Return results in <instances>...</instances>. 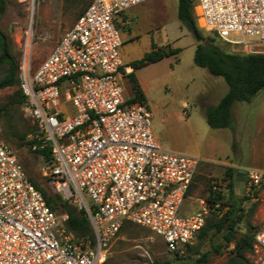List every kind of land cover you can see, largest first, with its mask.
Instances as JSON below:
<instances>
[{"label":"built area","instance_id":"obj_1","mask_svg":"<svg viewBox=\"0 0 264 264\" xmlns=\"http://www.w3.org/2000/svg\"><path fill=\"white\" fill-rule=\"evenodd\" d=\"M143 1L91 0L35 67L24 38L17 79L34 126L25 138L36 140L32 150L50 148L40 171L55 194L84 209L93 239L73 237L67 214L51 208L0 136V264H104L125 221L182 254L203 227L205 197L195 212L180 211L200 159L162 148L148 104L124 91L132 66L119 55L116 18ZM193 12L231 51L264 53V0H194ZM243 172L247 194L264 189V169ZM253 248L251 264H264V231Z\"/></svg>","mask_w":264,"mask_h":264},{"label":"rangeland","instance_id":"obj_2","mask_svg":"<svg viewBox=\"0 0 264 264\" xmlns=\"http://www.w3.org/2000/svg\"><path fill=\"white\" fill-rule=\"evenodd\" d=\"M3 2L0 29L9 38L12 52L18 59L22 51L21 44L24 38L29 36L32 67L42 61L77 17L76 10L64 8L63 0H3ZM145 3V7L150 10V17L160 25L151 32L155 33L159 28L161 32L157 34L161 35L162 40L174 41L180 48L177 53L164 57L153 66L143 68L138 74L145 102L151 111L152 134L162 148L200 159L189 189L191 198H186L182 202L181 213L189 214L196 211L199 207L197 198H204L207 195L212 181L216 182L225 198L230 180L234 195L241 199L242 206L241 219L234 229L235 235L244 231H264V189L247 200L244 188L245 174L241 168L248 165L244 158L251 150L248 161H257L256 163L264 169V131L253 135L255 123L264 121V88L247 101L234 102L231 108L230 127H210L205 121L203 107L217 97L219 100L227 87L224 79L212 75L205 67L194 63L193 55L197 40L192 32L180 28L177 0H146ZM116 24L121 29L117 20ZM196 24L204 37H213L223 50H231V47L215 36L214 32L200 28L197 20ZM142 47L143 44L140 42L126 43L123 48L126 52L125 59L140 53ZM121 49L122 44L119 47L120 56ZM4 72L5 66H0V78ZM215 78L222 80L223 85L220 87L218 84L214 85L212 88L215 89L210 91L208 96H203V90L207 86L210 88L209 83ZM123 85L125 93L131 94L128 77ZM15 94V85L0 89V105L6 109L0 117V136L13 147L25 174L45 192L44 197H52L55 192L40 171L41 158L24 143L25 137L31 131L32 122L26 116L22 104L14 101ZM239 118L245 121L241 123L250 132V136L245 138L236 136V146V139L232 137L230 128L235 122L240 121ZM21 135L24 136L22 139ZM253 137H256V143L253 142ZM228 168H232L231 176L227 175ZM253 202L255 206L251 210ZM54 210L58 214H64L58 204L54 206ZM223 211L224 207L217 211L209 210L207 220L217 221ZM226 230V226L220 231H216L215 227H208L204 234L196 235L187 250L178 258L166 249L159 235L140 225L127 223L110 243L104 264H153V261L158 259H166L171 264H177L181 259L195 261L202 253H208L203 264H225L232 255L230 251L232 243L227 244L223 238ZM246 254L250 261L256 258L254 250Z\"/></svg>","mask_w":264,"mask_h":264},{"label":"trees","instance_id":"obj_3","mask_svg":"<svg viewBox=\"0 0 264 264\" xmlns=\"http://www.w3.org/2000/svg\"><path fill=\"white\" fill-rule=\"evenodd\" d=\"M65 2L64 8L76 10L78 17L83 13L91 0H63ZM194 0H177V18L181 26L185 27L188 31L192 32L196 29L198 38L196 39V46L193 55V61L196 65L205 67L212 75L221 76L227 84L226 92L219 98L216 104H208L204 107L203 113L206 123L213 128L230 127L232 123L231 108L236 101H247L256 92L264 88V53H241L231 50H223L215 41L213 37L206 38L201 33L196 24L195 15L193 12ZM4 9V2L0 0V16ZM76 17V18H77ZM217 36V35H215ZM179 47H170L169 44L157 46L155 43L151 44V48L144 52L139 58L133 59L129 62L133 69L143 67L151 62L159 61L162 58L177 53ZM19 59L15 57L12 52V46L9 38L0 29V66H5L4 75L0 78V89L6 86H16V94L14 101L21 103L24 100V95L18 87L17 70ZM128 81L130 83L131 94L133 99H141L145 101L143 91L136 79L135 74L131 71L127 73ZM6 109L0 105V117L3 116ZM34 126H31V131ZM21 135V139H22ZM36 140L24 141L25 144L31 148V145ZM235 142L233 140L232 147L234 148ZM13 148V147H12ZM37 155L43 159L49 158L50 148L48 146L36 148L34 150ZM232 168H228L227 175L231 176ZM34 183V182H33ZM212 183V182H211ZM34 185L39 188L35 183ZM40 189V188H39ZM43 194L45 192L40 189ZM259 190H253L248 193L245 198L250 200L256 196ZM45 198V197H44ZM47 203L54 209L55 205H59L63 212L67 214L66 226L68 231L76 239H93V230L90 226L88 218L84 209L78 208L73 203L61 199L58 194L52 197L45 198ZM206 201L210 205L211 210H219L224 207V213L217 221L207 220L200 231L197 233L199 236L204 234L208 227H215L216 231H220L223 226L227 227L226 232L223 233L225 242L232 243L231 253L225 264H251L246 253H252L254 243V232L244 231L235 235L234 229L237 222L241 219L240 212L242 210L241 199L234 195L232 183L228 181L227 195L224 198L221 190H212L211 184L208 188ZM54 203V204H53ZM254 202L250 207L254 209ZM220 207V208H219ZM207 220V221H206ZM131 222L125 221V224ZM136 225V224H134ZM120 228V230H121ZM189 247V245H188ZM187 247V248H188ZM186 248V250H187ZM175 256L182 255L178 252H171ZM208 253H202L195 261L179 260L177 264H203L206 261ZM153 264H171L169 260H154Z\"/></svg>","mask_w":264,"mask_h":264},{"label":"crops","instance_id":"obj_4","mask_svg":"<svg viewBox=\"0 0 264 264\" xmlns=\"http://www.w3.org/2000/svg\"><path fill=\"white\" fill-rule=\"evenodd\" d=\"M145 1L140 2V3L136 4L135 6H132L131 8H129L126 11H124L123 13H121L120 16H118L116 18V20L121 25V33H122L121 34V38H122L121 59L127 63H129L131 60H133L135 58H139L140 56H142V54L144 52L148 51L151 48L152 43H155L157 46L169 44V46L172 48L177 47L175 45L174 41H168L167 39L162 40L161 35L157 34V33L161 32V30L159 28L157 29L158 30L157 32H155V33L151 32L153 28H156L157 26H160V25L157 21L153 20V18L150 17V10L145 7V5H146ZM123 25H125V26H123ZM180 28L185 29V27H183L181 25H180ZM124 42H125V44L126 43L130 44V43L140 42L143 44V47L141 49L142 51L140 53H138L137 55H135L134 57H130L129 59H125L126 58V52L123 49L124 45H125ZM161 60H159V61H161ZM159 61L151 62V63H149L143 67L137 68V69L132 68L131 71L135 74L136 79L139 82L141 89H142V84L138 78L139 72L143 68L153 66L154 64L158 63ZM217 84L219 85V87L222 86L223 85L222 80H220L218 78L211 80V82L209 83L210 88H208V86H207V88H205V90H203V96H208L209 92L210 91L212 92L213 89H215L212 87H214V85H217ZM226 90H227V87H226ZM226 90L224 91V93L226 92ZM217 99H218V97L216 99H214L209 104H216L218 102ZM239 119H240V121L235 122L233 124L232 128H230V133L232 134V137L234 136L235 139H236V136H237V138L238 137L245 138L246 136L249 137L250 132L247 131L245 129V127L243 126V123H241L244 120L242 118H239ZM221 128H226V127H221ZM263 131H264V121L263 122L257 121V123H255L253 135L254 134H261V132H263ZM253 138H254L253 142L256 143V137H253ZM235 142H236V146H237V139ZM250 151L251 150H249V152L245 155L246 157L244 158L245 161L247 160L248 165H243L241 168L244 169L245 167L252 166L255 168L263 169L262 167H260V164L256 163L257 161H255V162L248 161V160H250L249 159L250 158ZM230 166L233 167L232 165H230ZM234 168H236V167H234Z\"/></svg>","mask_w":264,"mask_h":264},{"label":"water","instance_id":"obj_5","mask_svg":"<svg viewBox=\"0 0 264 264\" xmlns=\"http://www.w3.org/2000/svg\"><path fill=\"white\" fill-rule=\"evenodd\" d=\"M192 34H194V36H195L196 39L198 38V35L199 34H198V32H197L196 29H193Z\"/></svg>","mask_w":264,"mask_h":264}]
</instances>
